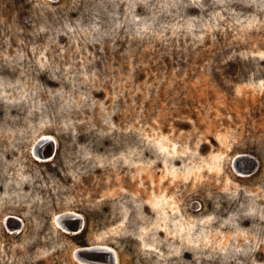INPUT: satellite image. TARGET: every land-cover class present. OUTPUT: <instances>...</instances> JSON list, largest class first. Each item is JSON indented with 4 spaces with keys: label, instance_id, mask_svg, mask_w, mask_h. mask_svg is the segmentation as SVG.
Here are the masks:
<instances>
[{
    "label": "rangeland",
    "instance_id": "obj_1",
    "mask_svg": "<svg viewBox=\"0 0 264 264\" xmlns=\"http://www.w3.org/2000/svg\"><path fill=\"white\" fill-rule=\"evenodd\" d=\"M86 246L264 264V0H0V264Z\"/></svg>",
    "mask_w": 264,
    "mask_h": 264
},
{
    "label": "water",
    "instance_id": "obj_2",
    "mask_svg": "<svg viewBox=\"0 0 264 264\" xmlns=\"http://www.w3.org/2000/svg\"><path fill=\"white\" fill-rule=\"evenodd\" d=\"M40 141H46L47 144H50L52 146V140L50 138H40ZM50 154L48 156H50ZM38 155L42 157L41 152ZM60 220V225L68 231H71L67 228L70 223L77 225L75 230H78L80 228V225L76 223L78 221V216L73 213H63L60 217ZM64 220L68 221L65 222ZM75 257L81 262H88L91 264H98L97 262H99V260L100 262L103 261L104 264H112L113 254L110 249L105 247L86 246L77 248Z\"/></svg>",
    "mask_w": 264,
    "mask_h": 264
},
{
    "label": "bare ground",
    "instance_id": "obj_3",
    "mask_svg": "<svg viewBox=\"0 0 264 264\" xmlns=\"http://www.w3.org/2000/svg\"><path fill=\"white\" fill-rule=\"evenodd\" d=\"M44 144H45V145H50V144H47L46 141H42V150L46 147V146L44 147ZM41 156L44 158V155H43V154H42ZM76 226H77V225H75V227H74V228H71V229H72L73 231H76V230H75V229H76ZM62 227H63V226H62ZM67 228H68V227H67ZM68 229H69V228H68ZM108 249H109V248H108ZM114 256H115V255H114Z\"/></svg>",
    "mask_w": 264,
    "mask_h": 264
}]
</instances>
